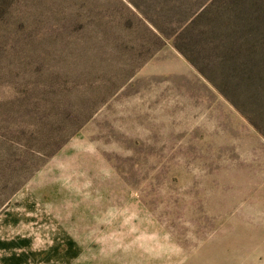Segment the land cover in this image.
<instances>
[{"label":"rangeland","instance_id":"obj_1","mask_svg":"<svg viewBox=\"0 0 264 264\" xmlns=\"http://www.w3.org/2000/svg\"><path fill=\"white\" fill-rule=\"evenodd\" d=\"M0 264H264V0H0Z\"/></svg>","mask_w":264,"mask_h":264}]
</instances>
